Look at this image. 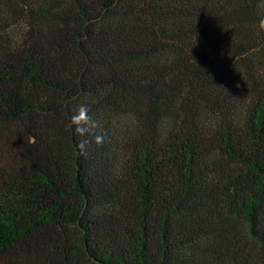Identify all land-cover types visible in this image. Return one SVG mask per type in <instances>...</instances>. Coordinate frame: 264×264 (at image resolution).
Returning <instances> with one entry per match:
<instances>
[{"label":"trees","instance_id":"trees-1","mask_svg":"<svg viewBox=\"0 0 264 264\" xmlns=\"http://www.w3.org/2000/svg\"><path fill=\"white\" fill-rule=\"evenodd\" d=\"M261 18L0 0V264H264Z\"/></svg>","mask_w":264,"mask_h":264},{"label":"clouds","instance_id":"clouds-1","mask_svg":"<svg viewBox=\"0 0 264 264\" xmlns=\"http://www.w3.org/2000/svg\"><path fill=\"white\" fill-rule=\"evenodd\" d=\"M261 4H264V0H260ZM259 27L261 30H264V18L259 20ZM70 125L74 127V132L76 135L84 136L90 127H95V124L91 121V118L88 116V109L85 106H80L77 113L72 115L70 118ZM102 137L96 136L95 142L97 144L102 143ZM87 141L81 140L78 145V148L81 152L85 150V145Z\"/></svg>","mask_w":264,"mask_h":264}]
</instances>
